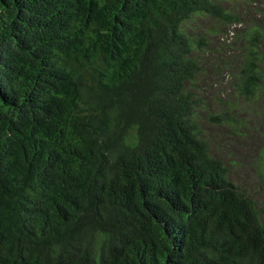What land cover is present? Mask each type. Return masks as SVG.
Here are the masks:
<instances>
[{"label": "trees", "instance_id": "16d2710c", "mask_svg": "<svg viewBox=\"0 0 264 264\" xmlns=\"http://www.w3.org/2000/svg\"><path fill=\"white\" fill-rule=\"evenodd\" d=\"M237 2L0 0V264H264V195L203 124L236 130L211 68L264 96Z\"/></svg>", "mask_w": 264, "mask_h": 264}, {"label": "rangeland", "instance_id": "374dc122", "mask_svg": "<svg viewBox=\"0 0 264 264\" xmlns=\"http://www.w3.org/2000/svg\"><path fill=\"white\" fill-rule=\"evenodd\" d=\"M237 1L245 5L238 6L240 10H247L245 20L230 27V32L223 33L220 42L235 49L240 46L237 53L243 54V42L235 41L234 28L237 27L242 32L243 27L249 28L248 25L251 23L264 26V0ZM214 40L219 44L216 38ZM238 63V60L234 61V65ZM233 83L234 78L227 69H223L218 74L212 68L201 82L202 94L211 103L208 104L210 106L208 109L220 110L227 105H230V108L237 107L235 131L231 123H211L205 119L203 121L205 132L213 151L226 162L232 163L236 180L250 188L255 197L262 198L264 195V184L261 182L264 170V96L247 101L237 93Z\"/></svg>", "mask_w": 264, "mask_h": 264}]
</instances>
